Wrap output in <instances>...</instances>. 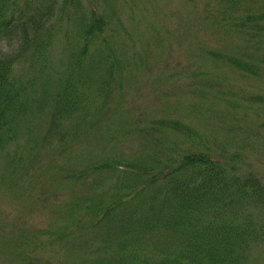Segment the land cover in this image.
Returning a JSON list of instances; mask_svg holds the SVG:
<instances>
[{
  "label": "trees",
  "instance_id": "16d2710c",
  "mask_svg": "<svg viewBox=\"0 0 264 264\" xmlns=\"http://www.w3.org/2000/svg\"><path fill=\"white\" fill-rule=\"evenodd\" d=\"M62 1L57 21L69 18L68 4L78 0H41L39 7L30 6L31 0H0V40L19 45L15 57L0 48V153L13 147L0 184L31 185L28 198L41 214L19 226L17 237L13 231L7 264L264 260V159H251L245 139L258 137L259 125L243 116L247 106L237 104L247 95L253 101L250 116L264 126V93L236 99L232 90L222 89L225 77L264 79V67L253 69L235 53H208L212 60L222 59L220 69L205 65L200 72L213 84L205 91L212 95L208 108L220 116L217 135L164 108L152 115L125 100L135 85L141 88L144 60L121 49L110 19L90 5L80 11L76 31H69L75 48L64 70L34 87L17 73V55L31 49V63L41 59L43 71L49 57L43 55L57 31L48 20ZM250 5L248 12L228 20L234 38L264 44V0ZM42 110L48 114L45 132L31 134L27 127L19 142L21 122L31 124ZM236 131L244 135L241 143L232 135ZM71 133L79 138L69 146L94 149L61 162L64 139Z\"/></svg>",
  "mask_w": 264,
  "mask_h": 264
},
{
  "label": "rangeland",
  "instance_id": "374dc122",
  "mask_svg": "<svg viewBox=\"0 0 264 264\" xmlns=\"http://www.w3.org/2000/svg\"><path fill=\"white\" fill-rule=\"evenodd\" d=\"M41 0H31L30 6H38ZM260 0H78L69 2V18L64 16L57 21L60 7L56 10L48 23L57 25V31L52 38L48 55L43 71L42 60H37V65L31 63V55L23 52L17 55L16 70L29 85H37L45 76L57 79L64 70L63 62L74 52L76 37L70 30L76 31L80 19V11L95 6L99 11L104 12L115 27V34L122 44L121 49L139 60H144L141 69V88L137 85L129 93L125 100H129L131 106L140 109H149L150 114L159 113L167 109L169 113L181 114L186 121L193 125L201 126L207 132L217 135L215 128L220 116L208 108L209 99L212 95L207 88H213L210 81L202 80V70L206 66L213 69H220L222 59L212 60L208 53L212 51H223L231 57H235L249 64L253 69L264 67V44L258 41L237 43L234 38V27L230 20L239 11L248 12L252 8L250 3ZM28 10V9H27ZM233 16V17H232ZM19 45L11 42L8 45L7 54L15 57ZM197 73V77H182V73ZM212 75V72H208ZM210 79V78H209ZM222 89L232 90V97L238 99V95L249 94L253 91L264 93V79L253 81L251 79H235L232 82L225 77ZM212 91L211 89H209ZM238 99L237 104L247 106V112L243 116L259 125L253 135L247 136L246 143L250 157L254 161L264 159V126L250 116L252 113V100ZM233 113L235 112L233 110ZM177 116V115H176ZM48 114L45 111L38 112L31 124H23V135L19 133V142L25 139V131L41 134L46 130ZM231 121L226 119L229 126ZM227 133L224 129H219ZM101 132V131H100ZM98 132V133H100ZM74 133V132H73ZM71 133L64 139V149L61 151L60 161L72 162L82 157L86 149L93 150L90 144L83 146H69L79 138L78 134ZM232 134L237 143L242 142L244 137L241 132ZM91 140L95 141L94 135ZM28 146V145H26ZM30 147V146H28ZM13 147L6 148V153H0V175L5 169V158L12 152ZM45 151L48 147L44 148ZM32 186L22 181L15 185L7 183L0 184V264H7L6 255L9 250V243L13 231L17 229L16 236L20 233L19 226L29 225L36 222L40 217V210L34 200L28 196ZM69 194V193H68ZM65 193L60 194V199ZM51 205V200L47 201ZM43 212H45L43 210ZM19 221L20 224H17ZM44 223V226L48 225ZM32 228V227H31ZM29 227L27 228V230ZM259 260L255 264H263Z\"/></svg>",
  "mask_w": 264,
  "mask_h": 264
},
{
  "label": "clouds",
  "instance_id": "9594fccd",
  "mask_svg": "<svg viewBox=\"0 0 264 264\" xmlns=\"http://www.w3.org/2000/svg\"><path fill=\"white\" fill-rule=\"evenodd\" d=\"M0 48H2L4 52H8L9 49L7 38H5L4 40H0Z\"/></svg>",
  "mask_w": 264,
  "mask_h": 264
}]
</instances>
